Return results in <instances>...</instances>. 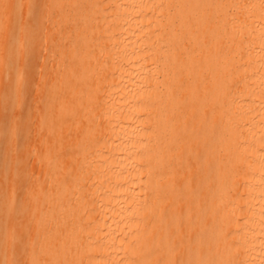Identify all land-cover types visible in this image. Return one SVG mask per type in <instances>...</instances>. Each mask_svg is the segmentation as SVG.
Instances as JSON below:
<instances>
[{
    "label": "bare ground",
    "instance_id": "6f19581e",
    "mask_svg": "<svg viewBox=\"0 0 264 264\" xmlns=\"http://www.w3.org/2000/svg\"><path fill=\"white\" fill-rule=\"evenodd\" d=\"M0 114V264H264V0H0Z\"/></svg>",
    "mask_w": 264,
    "mask_h": 264
},
{
    "label": "rangeland",
    "instance_id": "374dc122",
    "mask_svg": "<svg viewBox=\"0 0 264 264\" xmlns=\"http://www.w3.org/2000/svg\"><path fill=\"white\" fill-rule=\"evenodd\" d=\"M40 5L37 3V5L35 6V11H36V14H38V12L40 11ZM27 76V74H26ZM23 94H24V102L26 103V107L23 109V113H26V114H29L30 111H29V108H30V104H31V91L30 89H27L26 87H24V90H23ZM11 110L13 109L14 106H11ZM16 114V111L15 110H12L11 111V116H14ZM7 121H8V116L5 115V114H0V130L3 129L7 124ZM1 157L3 158V156L1 155ZM28 169H26L27 171ZM0 177H1V172H0Z\"/></svg>",
    "mask_w": 264,
    "mask_h": 264
}]
</instances>
